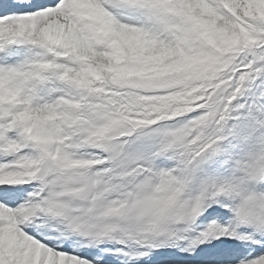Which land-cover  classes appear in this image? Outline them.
Wrapping results in <instances>:
<instances>
[{
  "label": "snow or ice",
  "instance_id": "obj_1",
  "mask_svg": "<svg viewBox=\"0 0 264 264\" xmlns=\"http://www.w3.org/2000/svg\"><path fill=\"white\" fill-rule=\"evenodd\" d=\"M0 264H264V0H0Z\"/></svg>",
  "mask_w": 264,
  "mask_h": 264
}]
</instances>
